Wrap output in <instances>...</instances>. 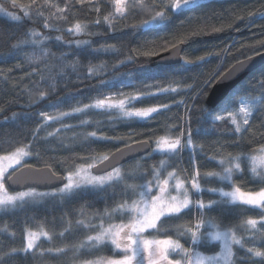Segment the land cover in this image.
Returning <instances> with one entry per match:
<instances>
[{"label": "trees", "instance_id": "trees-1", "mask_svg": "<svg viewBox=\"0 0 264 264\" xmlns=\"http://www.w3.org/2000/svg\"><path fill=\"white\" fill-rule=\"evenodd\" d=\"M156 2L167 19L140 28L137 26L155 12L150 8L141 11L137 3L139 14L131 13V0L123 5L125 16L115 12V0H84L83 4L76 0H17L15 8L9 0H0V6L11 13L0 12V157L24 149L28 153L24 165L50 167L69 176L132 143L175 139L188 121L193 144L181 155L197 154L198 166L204 165L202 173L220 171L217 153H258L264 145V65L217 108L208 107L206 99L230 67L264 52V0H207L179 10L172 8L174 0ZM52 5L64 12L57 13ZM95 7L101 11L97 13ZM38 9L42 16L36 15ZM77 23L82 30L69 33ZM178 45L183 46L178 64L154 62L156 56ZM138 96L146 98L129 99ZM98 100L123 101L125 109L96 108ZM148 108L157 112L144 120L126 115ZM241 108L250 112L247 132L243 131L248 126L243 123ZM237 128L242 131L236 132ZM241 136L244 142L237 148L233 142ZM153 155L155 161L165 158L159 152ZM214 155L216 160L208 159ZM155 161L149 160V167ZM245 163L250 173L251 167ZM143 165L141 157L122 165L121 171L136 176L147 170ZM179 167L189 169L186 160ZM167 171L162 180L168 178ZM189 174L185 171L177 178L183 180ZM234 179L245 185L242 191L260 190L248 174L234 175ZM139 182L120 181L115 188L109 182L103 188L76 189L69 195L36 191L39 195L14 207L0 208V264H83L111 257L110 245L89 249L85 242L88 236L97 235L102 224L120 223L115 216L108 219L120 201V187L125 183L134 187ZM201 183L206 188L231 189L214 178ZM201 195L206 202L223 199L207 191ZM240 209L227 215L225 207L212 215L236 223L258 218V210L251 208L245 217H239ZM28 232H44L48 238L41 239L32 251H19L27 246ZM238 235L244 237L245 247L261 241L259 233L242 230ZM179 241L186 248L192 246L188 237L180 236ZM196 247L203 255L220 252L217 242ZM57 248L65 251L58 253Z\"/></svg>", "mask_w": 264, "mask_h": 264}, {"label": "snow or ice", "instance_id": "snow-or-ice-1", "mask_svg": "<svg viewBox=\"0 0 264 264\" xmlns=\"http://www.w3.org/2000/svg\"><path fill=\"white\" fill-rule=\"evenodd\" d=\"M76 2L83 4L84 0H76ZM131 2L133 3V8L130 9V12L133 14H139L135 8L137 3H140L141 11L144 8H150L155 12L150 19L145 20L142 25H138L137 27L147 28L149 25H154L160 20L167 19L165 12L157 10L161 5L157 4L156 0H131ZM9 3L13 8L18 6L17 0H9ZM33 3H35V0H33ZM123 3L124 0H115V12L120 16L126 15L124 9L121 7ZM189 3L190 0H174L172 8L175 10L186 8ZM52 7L57 9V13L64 12V9L58 5H52ZM94 10L97 13L101 11L99 7H95ZM4 11L6 9L0 6V12ZM36 15L42 16V12L38 9ZM58 18L60 17L58 16ZM107 18L105 16V19ZM12 19H18V17L12 16ZM48 26L47 22H45V27ZM81 30V25L77 23L74 28H69L68 32L79 33ZM56 39L60 40L61 37L58 36ZM65 43L71 44L73 42L65 41ZM77 46H79L78 43ZM200 59L203 60L204 58L201 57ZM229 76H231V73L224 78L228 79ZM173 91L175 90L173 89ZM202 94L200 93V95ZM44 95V93H41L42 97ZM145 98L146 96H138L130 97L129 99L130 101H135ZM198 102L199 95L195 103ZM123 105L124 102L121 101L116 107L122 108ZM84 107L88 108L90 106L85 105ZM94 107L113 106L106 105L104 100H98ZM77 111L82 110L77 109ZM155 112H157L156 108L137 109L134 112H127L126 115L144 120L151 117L152 113ZM241 112L245 113L243 123L248 127L243 131L247 132L251 128L248 119L250 112L246 108H241ZM261 116L264 117V113H261ZM217 119H220V117H217ZM187 125V128L175 139L164 138L152 142L145 140L142 143H137L135 148L127 146L126 150H120L118 157L116 154H113L111 158L107 155L103 157L101 163L108 162L107 166L115 173V178L110 173H105L108 176V180L113 182V188L120 181L134 180L140 182L136 183L134 187L127 183L120 187V201L115 207L114 213L109 214L108 217L111 220L115 216L120 223L111 224L107 230H102L95 236L90 235L87 237L90 245L95 246L100 242H104L105 247L111 245L113 255L105 257L102 264H205L206 261L209 264H214V262L220 260L224 261V264H264V169L258 170L253 166L249 173L245 158L250 157L251 154L241 150L235 155L228 153L225 156L222 153H217V155L221 156L217 161L220 171L202 173L200 168L204 165L200 164L198 166L197 154L187 155L186 157L181 155L186 148H191L193 144L194 133L190 121L187 122ZM235 131L241 132L242 130L237 128ZM92 136L95 137L96 133L93 132ZM243 142L244 137L241 136L233 143L235 147L239 148ZM152 143L156 146L149 152L147 149ZM133 151L145 153L142 159L144 160L143 167L147 169L136 176L129 175L126 170L121 171V162ZM259 151L264 152V145L261 146ZM157 152L161 153L165 158L155 161L153 153ZM251 158L254 162L255 157ZM208 159L216 160V156L208 157ZM149 160L155 161L150 167L148 164ZM185 160L189 165V169L179 167ZM89 167H92V165ZM169 168H174L176 171H167ZM30 171L33 172L30 179L34 183L48 184L60 179V177H57L50 170L41 172L30 169ZM166 171L168 179L162 180L161 178ZM185 171H189L190 174L185 176L183 180H177L175 186L169 190L167 187L169 180L177 179L178 175ZM245 174L249 175L250 180L260 185L259 191H242L245 185L237 184L234 175L237 178H241ZM23 178H25L24 173L21 172L19 176L15 177L9 174L5 179L11 180L12 183H19ZM209 178L228 181V187L231 190L226 191L223 187H204L201 181L207 182ZM93 179L99 182L101 188L104 187L102 176H97ZM92 183L93 181L89 180L87 185H80L73 184L70 181L64 185L63 190L71 193L73 189L87 188ZM3 189L4 184L0 182V190ZM205 191L209 193L219 192L221 197L227 199H209L206 202L201 195ZM20 195L22 198L26 193H21ZM137 195L140 197L139 201L134 199ZM0 203L3 202L0 201ZM126 204L131 205L127 210H125ZM240 206L247 207L240 209ZM107 207H112V205L109 204ZM225 207L229 209L227 215L232 214V209H240L237 212V216L239 217H245L249 208L256 209L258 210V218H245L240 223H236L234 219L225 220L223 215L221 217L212 215L213 212L220 211ZM132 213H135L134 217ZM177 221L181 223L176 225ZM173 225H176L174 230ZM208 225L213 229H217V231H207L206 226ZM221 228L224 231L218 230ZM242 230L250 231L253 235L259 233L261 235L259 245L253 243L251 246L245 247L244 237L238 235ZM146 232L148 233L147 236H145ZM161 234L166 238H155ZM60 235L63 236L64 233ZM173 235L177 238L173 239ZM180 236L190 238L192 246L184 247L179 241ZM209 237L213 240L224 239L226 242L221 252L205 256L201 251L197 250L196 246L206 245L209 242ZM234 245L236 246L235 251ZM33 247V241L29 238L26 248L19 249V251L27 252ZM13 251L18 250L13 249ZM64 251L63 248L56 249L58 253H63ZM83 264H93V261L85 260Z\"/></svg>", "mask_w": 264, "mask_h": 264}, {"label": "water", "instance_id": "water-1", "mask_svg": "<svg viewBox=\"0 0 264 264\" xmlns=\"http://www.w3.org/2000/svg\"><path fill=\"white\" fill-rule=\"evenodd\" d=\"M182 51H183V46L178 45L156 56L154 62L158 64H166V65L178 64L181 61ZM241 65L243 66L241 67ZM263 65H264V52L253 55L251 57H248L246 59H243L235 63L217 80V82L211 88L206 99L207 106L212 109L217 108L220 105V103L223 102L239 84H241L251 73L259 69ZM229 73H231V76H229L228 79H225L224 77L228 76ZM142 142L143 141L135 142L127 146H131L135 148L137 143H142ZM127 146L112 153L111 155H109V157L111 158L113 154H116L118 157L119 151L126 150ZM147 151L149 152L152 151V145H150ZM144 155H145L144 152L133 151L131 154L125 157V159L121 162V164L124 165L125 163L130 162L134 159L141 158ZM101 162H99L98 164L92 167L91 172L94 175H101L112 171V169L107 166L108 162L106 161L103 163ZM30 169L39 170L41 172L48 170L54 172L53 169L50 167L38 168L27 164L23 165L21 168L14 171L12 175L13 177L19 176L20 173L23 172L25 178L21 179L19 183H12L11 180L7 179L6 184L8 189L12 192H22L30 189L39 190V191H54L64 187V185H66L67 183V178L65 175L57 174L55 172H54L55 175L57 177H60V179H57L55 182L48 184L34 183L32 179H30V177L33 175V172L30 171Z\"/></svg>", "mask_w": 264, "mask_h": 264}, {"label": "rangeland", "instance_id": "rangeland-1", "mask_svg": "<svg viewBox=\"0 0 264 264\" xmlns=\"http://www.w3.org/2000/svg\"><path fill=\"white\" fill-rule=\"evenodd\" d=\"M125 1L126 0H124V3H125ZM201 1H207V0H190V3H189L188 6L195 5V4H197V3L201 2ZM124 3L121 5L122 8H123ZM3 13L7 14L9 12L8 11H4ZM105 104L113 106V107H106L108 109L109 108L110 109L111 108H118L119 110L125 109V105H123L122 108L121 107H116L117 105L120 104V102L105 101ZM129 112H131V111H129ZM251 157H255L254 162H253V159ZM27 158H28V153L24 149L18 150V151H16L15 153H13L11 155L0 157V182H2L4 184V189L0 190V201L3 202V203H0V208L14 207L18 203H21V202H23V201H25L27 199H30L32 197H35V196L39 195L36 192L37 190L30 189V190H25V191H22V192H12V191H10L7 188V184H6V180L7 179H5V178L8 177L9 174H12L14 172L13 170L16 171L17 169L21 168L24 165V162L27 160ZM102 160L103 159H101L99 162H101ZM245 161L248 162V164H249V166L251 168L253 166H255L258 170L264 169V152L259 151L258 153L254 154V155H251L250 157H246ZM99 162L93 164L92 167L94 165L98 164ZM92 167H81L74 174L66 176V178H67V183L66 184H68L71 181L73 184L87 185L88 181L92 180L93 181L92 185H89L88 187H98V186H100L99 182L93 179L94 177H97V176H102L103 177L104 185L109 183V182H112V181L108 180V176L105 175V174L94 175L91 172ZM108 173H110L113 176V178H115V173L114 172L110 171ZM177 180H181V179L177 178V179L169 180V183L167 185L169 190H171V188L175 186V184L177 183ZM222 182H224L225 184H228V181H222ZM63 189H64V187H62V188H60L58 190L48 191L46 193H52L54 195H69L70 194V192L64 191ZM75 190L76 189H73L72 192H74ZM230 190L231 189H228L226 191H230ZM21 193H26V195H24L21 198V195H20ZM173 194H175V193H173ZM212 194H216L220 198L227 199V198L221 197L219 192L212 193ZM9 198H12V199H9ZM139 200H140V198H138L136 201H139ZM130 206L131 205H129V204L125 205V210H127ZM141 208H142V205H141ZM132 215L134 217L135 213H132ZM206 227L208 228L207 230L209 232L217 231V229H213L210 225H208ZM108 228L109 227H105V224L104 225L102 224L100 226L99 232L102 231V230H107ZM218 230L219 231H224V230H221V229H218ZM145 236H147V232L145 233ZM26 238H27V241H28L29 238H31L32 241H33L34 247L30 250V251H32V250H34L36 248V246L39 244L41 239H47L48 236L44 232H28ZM208 240L211 243H215V242L219 243L220 252L222 251L223 245L226 242L224 239L213 240L211 237H209ZM228 242H230V241H228ZM85 243L89 245L88 246L89 249H95V248H99V247H103L104 246V242H100L99 244H97L95 246L94 245H90L88 243V241H86ZM205 256H208V255H205ZM102 261H103V259L102 260H98V261H93V264H102ZM205 264H209V262L206 261ZM214 264H224V261H222V260L216 261V262H214Z\"/></svg>", "mask_w": 264, "mask_h": 264}]
</instances>
